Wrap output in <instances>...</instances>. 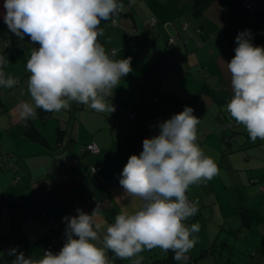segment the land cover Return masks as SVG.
<instances>
[{
	"label": "crops",
	"instance_id": "obj_1",
	"mask_svg": "<svg viewBox=\"0 0 264 264\" xmlns=\"http://www.w3.org/2000/svg\"><path fill=\"white\" fill-rule=\"evenodd\" d=\"M203 1L118 0L123 10L115 22H101L104 35L98 42L114 60L130 57L132 71L119 81L112 98H106L116 108L110 115L71 102L68 110L54 113L38 108L35 119L22 121L18 105L33 103L26 65L39 44L2 30L0 57L8 61L4 72L17 83L12 88L0 86V264H11L14 257L7 252L12 248L26 257L42 259L46 249H54L52 233L65 243L66 224L59 235L61 223L54 214L62 215L70 206L71 193L55 202L62 186L50 191L46 186L55 173L83 175L82 186L72 192L82 191L84 208L79 196L74 198L85 213L90 215L100 206V247L115 216L140 207L139 197L124 196L119 178L129 157L143 150V140L159 134L164 119L153 92L148 91L149 73L163 74V97L169 102L170 118L185 106L193 108L200 118L196 143L218 168L211 180H201L186 191L198 212L184 223L200 225L197 242L186 255L195 264H264V140L250 143L244 126L227 112L225 106L234 93L220 59L230 62L235 51L227 48V39H236L244 30L250 31L255 46L264 47V34L257 32L264 29V21L263 17L246 19L249 13L242 0H210L202 10ZM257 1L262 8L258 12H264V0ZM209 29L214 34L209 35ZM174 34L178 40L169 44ZM221 123H233V127L220 128ZM227 137L250 148L237 151L225 144ZM91 143L99 146L97 153L89 149ZM224 147L229 149L223 153ZM96 166L98 171L91 173L90 168ZM109 179H117L118 184L110 187ZM90 199L94 205L86 204ZM106 255L109 264H133L138 259L141 264H179L172 250L159 247L145 248L127 259L115 257L110 250Z\"/></svg>",
	"mask_w": 264,
	"mask_h": 264
},
{
	"label": "clouds",
	"instance_id": "obj_2",
	"mask_svg": "<svg viewBox=\"0 0 264 264\" xmlns=\"http://www.w3.org/2000/svg\"><path fill=\"white\" fill-rule=\"evenodd\" d=\"M2 7L7 29L21 40L27 36L33 44H39L26 65L33 103L18 105L22 121L35 119L38 108L54 113L68 110L71 102L99 113L115 112V105L106 98H112L119 81L132 71L131 58L112 59L98 37L104 35L101 22H115L123 10L122 3L3 0ZM236 43L230 62L220 58L234 93L225 107L253 142L257 138L264 140V47L252 43L249 30L239 32ZM7 64V59L0 57V86L12 88L17 80L6 77ZM193 112V108L185 106L182 112L160 122L159 134L145 138L140 154L129 157L119 184L125 197H139L142 204L132 213L125 211L115 216L114 223L106 228L102 247L98 246L102 224L97 221V204L90 215L77 208L78 215L63 218L66 239L58 253L49 250L37 260L12 248L7 252L14 257L11 264H109L106 250L127 259L145 248L156 247L172 250L174 260L185 261L197 242L192 234L200 231L198 223L190 227L184 223L198 212L186 191L190 185L211 180L218 173L214 160L196 143L200 118ZM132 115L136 117V113ZM224 125L233 127V123Z\"/></svg>",
	"mask_w": 264,
	"mask_h": 264
},
{
	"label": "trees",
	"instance_id": "obj_3",
	"mask_svg": "<svg viewBox=\"0 0 264 264\" xmlns=\"http://www.w3.org/2000/svg\"><path fill=\"white\" fill-rule=\"evenodd\" d=\"M198 1L201 2V0H198ZM253 1L255 2V5L252 8L249 9V8H247L245 6L244 0H242L244 6L246 7V9L248 10V13H249V14H246V19H252V20H255L256 21V20H258V17H263V20L262 21H264V12H262V13H259L258 12V11H260L262 9L261 8V4L257 0H253ZM209 2H210V0H204L203 1L204 4L201 7L202 10L208 5L207 3H209ZM262 6H264V3H262ZM252 10L253 11L255 10L254 11L255 14L250 13V11H252ZM154 19H156V18L153 17L152 20H154ZM2 30H8V29H7V25L4 24V22H3V19H0V33H2ZM257 32L264 34V29L259 30ZM207 33L209 35L214 34V32H212L211 29H209V31H207ZM172 37H175V39L173 41L168 40V43L169 44H173V43L177 42V40H178V37L175 34ZM227 40H228L227 41V48L234 50L237 47L236 39L231 38V36H230ZM176 59H173L172 58V60H174V61ZM146 79L148 81V91L149 92H153L152 99L154 100V103H156V104L159 105L158 107L160 109V115L164 117L163 121H166V120L170 119V116H169V111H170L169 102L166 101L164 99V97H163V80H164L163 79V74L159 76V74L154 75V73H149L146 76ZM225 124H230V123H225ZM25 125L27 126V124H25ZM220 128H226V127L221 123L220 124ZM225 141H226L225 142L226 145L229 144V145L235 147V149L237 151H240V152L241 151H244V149H247L248 150V148H250V146L244 145L243 142L241 143L240 140H238V139H231V137H227L225 139ZM224 148L225 149H223V151H222L223 153L226 150L228 151V149H229V147H224ZM247 153H248V151H247ZM245 156H246V154H245ZM12 167H13L12 169L16 170V167H15L14 164L12 165ZM19 179H20V177H19ZM14 180L16 182L18 180V176H15ZM107 183L111 187V186H113L115 184H118V180L117 179H109ZM90 200L92 201V203L91 204H88V205H94V200H92V199H90ZM189 202H191V201H189ZM186 256H188V258H186L185 261H182V262L179 261V264H195L194 263L195 261H194L193 257H191L190 255H186Z\"/></svg>",
	"mask_w": 264,
	"mask_h": 264
},
{
	"label": "rangeland",
	"instance_id": "obj_4",
	"mask_svg": "<svg viewBox=\"0 0 264 264\" xmlns=\"http://www.w3.org/2000/svg\"><path fill=\"white\" fill-rule=\"evenodd\" d=\"M2 0H0V7L2 8V4H1ZM2 12V9H0V14ZM6 119V116L4 115V120ZM260 139H257L256 141H251L250 143H255ZM82 142V141H81ZM236 162V161H235ZM236 164H239V162H236ZM81 175L80 173L77 174H70L69 171L66 172H60V173H55L54 174V179L62 186V192L58 193L57 198L55 199V202L58 203L62 200L66 199V194H70V201L71 204L70 206H67L65 208V210L63 211L62 215H58L54 214V216L58 219L59 223H61V228L58 229V233L59 235L62 234L64 232L63 229V225H64V220L63 218L65 216H74V215H78L76 209L78 208V201L75 200L74 196H79L80 198V205L82 208H84L83 206V198L84 196L82 195V191L73 193L72 191L76 190L78 187H81ZM83 176V175H82ZM84 178V177H83ZM86 207V206H85ZM67 209V211H66ZM86 211H90V209L88 207H86ZM226 234H228V232H226ZM193 236L196 237V233H193ZM260 246H263V243H260Z\"/></svg>",
	"mask_w": 264,
	"mask_h": 264
},
{
	"label": "built area",
	"instance_id": "obj_5",
	"mask_svg": "<svg viewBox=\"0 0 264 264\" xmlns=\"http://www.w3.org/2000/svg\"><path fill=\"white\" fill-rule=\"evenodd\" d=\"M244 4H245V6L247 8L250 9V8H252L255 5V2L253 0H244ZM153 21L155 22L156 19H154ZM174 39H175V37H172V38H170V41H173ZM88 147H89V149L92 152H97L99 150V147H98V145L96 143H91ZM97 170H98V167H91L90 168V172L91 173H95ZM105 201H106V199H105ZM91 203H92L91 200L86 201V204H91ZM51 241H52V244L54 245V249H52V250L51 249H46V251L50 250V251H52L54 253H58L60 251V249L63 247L64 242L59 239V237H58V235L56 233H52L51 234ZM0 245H1V240H0Z\"/></svg>",
	"mask_w": 264,
	"mask_h": 264
},
{
	"label": "water",
	"instance_id": "obj_6",
	"mask_svg": "<svg viewBox=\"0 0 264 264\" xmlns=\"http://www.w3.org/2000/svg\"><path fill=\"white\" fill-rule=\"evenodd\" d=\"M28 125H29V127H31V125H32L31 121L29 122ZM46 186H47V190L50 191V190H52V189H54V188L56 189V188H57L58 186H60V185H59V183H58L55 179H53V181H51V182H50L49 184H47ZM43 193L47 195V192L44 191ZM43 193H42V194H43ZM43 201H44V199H43ZM228 246H231V244L229 243Z\"/></svg>",
	"mask_w": 264,
	"mask_h": 264
}]
</instances>
